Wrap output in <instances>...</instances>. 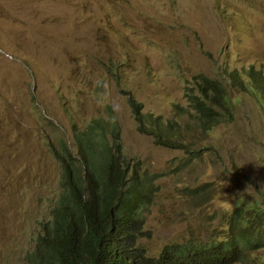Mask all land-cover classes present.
I'll list each match as a JSON object with an SVG mask.
<instances>
[{
	"label": "rangeland",
	"instance_id": "obj_1",
	"mask_svg": "<svg viewBox=\"0 0 264 264\" xmlns=\"http://www.w3.org/2000/svg\"><path fill=\"white\" fill-rule=\"evenodd\" d=\"M250 67L264 74V0H0V263L17 264L48 218L60 189L51 146L73 147L75 128L95 118L117 121L131 168L165 172L139 248L211 241L234 197L264 192V113L229 85ZM200 75L222 80L231 100L232 118L208 133L186 96ZM128 96L142 113L186 123L197 159L138 132ZM204 183L202 205L180 194Z\"/></svg>",
	"mask_w": 264,
	"mask_h": 264
},
{
	"label": "trees",
	"instance_id": "obj_2",
	"mask_svg": "<svg viewBox=\"0 0 264 264\" xmlns=\"http://www.w3.org/2000/svg\"><path fill=\"white\" fill-rule=\"evenodd\" d=\"M246 74L234 70L229 85L253 97L264 113V74L252 67ZM200 80L198 94L190 91L186 96L196 117L194 125L208 133L222 120L232 118L228 112L231 100L222 80L202 75ZM239 98L236 96L235 102ZM127 104L138 132L152 136L156 145L188 154L186 160L199 156V148L193 149L185 143L186 134L182 131L186 123L179 126L175 121L166 122L160 116L142 113L141 103L131 96ZM73 132L75 154L63 140L56 141L50 148L60 163L62 187L51 209L52 220L47 232L59 234L56 239L69 253L100 246L103 239H110L112 233L119 232L122 251L132 253L144 223L141 215L144 207L141 206L143 202L152 201L156 189L153 182L164 174L142 173L137 162L131 168L132 159H120L117 152L122 142L115 119L95 118ZM208 186L206 183L184 185L180 194L202 205L201 201L210 195ZM219 219L214 229L219 231H212L211 241L166 246L157 257L160 259L136 255L144 264H264V192H256L251 199L234 197L232 207L220 212Z\"/></svg>",
	"mask_w": 264,
	"mask_h": 264
},
{
	"label": "clouds",
	"instance_id": "obj_3",
	"mask_svg": "<svg viewBox=\"0 0 264 264\" xmlns=\"http://www.w3.org/2000/svg\"><path fill=\"white\" fill-rule=\"evenodd\" d=\"M188 104H189V101H188ZM162 119L166 122L168 120L175 121L173 117L172 119H165L162 117ZM72 140H73V147L70 148L69 146V148L71 149L72 153L75 154L77 147L74 142V139ZM173 149H176V148H173ZM193 149H197V148H193ZM183 154H184V157L187 159L189 155L184 152ZM54 159L56 160L55 157ZM193 160H191L190 162H192ZM56 162L58 163V166H59L60 163L57 160ZM180 163L181 162H179L176 165L178 166V168H179ZM60 171H61V167H59V174H60L59 184H60V189H61L62 184H61V172ZM141 172L142 173L144 172L142 168H141ZM155 173H160V172H155ZM155 173H149V174H155ZM163 174H165V172H163ZM162 176L163 175L159 176L158 178ZM158 178H156L153 182L155 186H156L155 182ZM60 189H59V192H60ZM156 189H157V186H156ZM155 190H154V194H155ZM56 198L53 199L54 203L48 212V218L45 221L39 222V228L37 229L36 233L29 239V243H28L29 247L19 256L21 260L17 264H144L143 262H141L140 258L136 254L140 255L141 257L147 256L153 259H160L157 257H159L163 253L166 246L178 245V244H167L162 248L161 252H159L157 255H153V256L148 255L146 251L141 250L138 246V241L140 237L144 234V230L142 227L141 235L138 236L137 241H136V246L133 248L132 253L131 252L127 253V252L122 251V247L120 246V233L119 232L117 235L112 233L110 239H103L100 246H96L94 248L87 249V250H82L79 253H69L67 250H65L63 243L56 239V237L59 236V234H53L51 232H47V227L50 225L51 220H52L50 219L51 209L55 204ZM153 198H154V195H153ZM153 198H152V201H153ZM152 201L150 203L143 202L144 204H142L141 206V207H144L141 211L142 216H143V212L152 203ZM180 245H184V244H180ZM5 264H12V263L5 261Z\"/></svg>",
	"mask_w": 264,
	"mask_h": 264
}]
</instances>
